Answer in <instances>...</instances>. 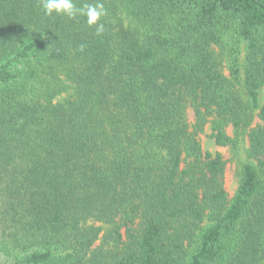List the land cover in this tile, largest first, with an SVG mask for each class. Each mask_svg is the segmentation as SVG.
Here are the masks:
<instances>
[{
  "label": "trees",
  "instance_id": "trees-1",
  "mask_svg": "<svg viewBox=\"0 0 264 264\" xmlns=\"http://www.w3.org/2000/svg\"><path fill=\"white\" fill-rule=\"evenodd\" d=\"M101 2L0 0V264H264V0Z\"/></svg>",
  "mask_w": 264,
  "mask_h": 264
},
{
  "label": "rangeland",
  "instance_id": "rangeland-1",
  "mask_svg": "<svg viewBox=\"0 0 264 264\" xmlns=\"http://www.w3.org/2000/svg\"><path fill=\"white\" fill-rule=\"evenodd\" d=\"M258 95L260 102H264V87L258 89ZM189 119L192 118V111L189 109ZM256 123H263L258 117H255L252 125ZM210 123L205 126L204 132L200 134V143L203 151H209L212 155L215 153H220L225 159V169H224V187L228 193V197H231L235 192L239 179L241 166L243 162L247 159V138L244 136L243 139L239 141L237 149H232L230 146H218L214 143L213 139L209 137L210 133ZM227 132L232 134L231 126L227 127Z\"/></svg>",
  "mask_w": 264,
  "mask_h": 264
},
{
  "label": "clouds",
  "instance_id": "clouds-1",
  "mask_svg": "<svg viewBox=\"0 0 264 264\" xmlns=\"http://www.w3.org/2000/svg\"><path fill=\"white\" fill-rule=\"evenodd\" d=\"M39 3L45 16L62 15L70 20L84 17L89 27H95L96 35H101L105 31L101 19L108 13L101 0L85 2L79 6L75 0H39Z\"/></svg>",
  "mask_w": 264,
  "mask_h": 264
}]
</instances>
